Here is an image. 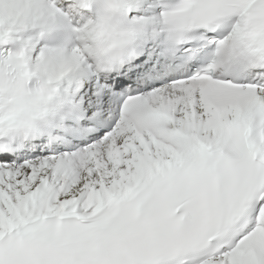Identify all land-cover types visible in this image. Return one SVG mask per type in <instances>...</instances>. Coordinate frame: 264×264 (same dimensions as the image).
<instances>
[{
	"label": "snow or ice",
	"instance_id": "snow-or-ice-1",
	"mask_svg": "<svg viewBox=\"0 0 264 264\" xmlns=\"http://www.w3.org/2000/svg\"><path fill=\"white\" fill-rule=\"evenodd\" d=\"M0 264H264V0H0Z\"/></svg>",
	"mask_w": 264,
	"mask_h": 264
}]
</instances>
